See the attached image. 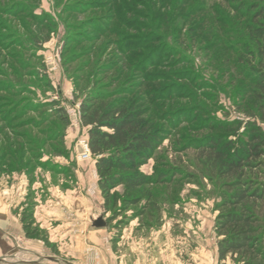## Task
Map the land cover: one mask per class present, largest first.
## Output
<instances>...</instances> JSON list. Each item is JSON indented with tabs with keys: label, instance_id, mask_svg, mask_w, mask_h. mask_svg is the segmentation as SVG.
<instances>
[{
	"label": "rangeland",
	"instance_id": "1",
	"mask_svg": "<svg viewBox=\"0 0 264 264\" xmlns=\"http://www.w3.org/2000/svg\"><path fill=\"white\" fill-rule=\"evenodd\" d=\"M17 2L34 4V0H0V100L9 102L6 106L29 108L31 114L21 113L18 119L33 118L35 131L25 132L44 135L40 142H46L58 124L50 118L54 111L50 103L62 108L65 94L81 102L96 90L112 96L130 91L133 98L151 104L166 134L143 171L174 169L171 180L162 187H146L154 202L146 214L142 213L146 201L123 206L122 215L107 227L105 250L88 252V263L218 264L214 226L219 190L207 177L195 148L202 137L225 133L213 124L245 118L229 89L232 79L238 80V73L230 78L229 67L236 73L242 65L235 57L241 49L238 41L226 33L228 62L211 65L212 50L220 43L207 39V26L200 25L203 10L195 11L197 0H57V4L52 0V9L45 1L50 11L42 10L41 0L36 14L47 15L54 23L41 27L34 23L30 7L24 9ZM115 5L121 9L118 17L110 11ZM8 10L13 17L6 16ZM50 52H59L62 62V72L56 76L47 73L45 59ZM150 62L157 64L147 66ZM160 90L162 95H157ZM57 96L60 101H54ZM69 135L74 149L77 134L70 130ZM12 242L17 252L1 258L0 264H34L36 257L39 264L72 263L57 250L34 254L18 236Z\"/></svg>",
	"mask_w": 264,
	"mask_h": 264
},
{
	"label": "trees",
	"instance_id": "2",
	"mask_svg": "<svg viewBox=\"0 0 264 264\" xmlns=\"http://www.w3.org/2000/svg\"><path fill=\"white\" fill-rule=\"evenodd\" d=\"M17 3L22 8L30 7L29 13L36 19L37 26L53 23L51 17L36 14L41 0H34L33 6ZM196 5L195 11L203 10L200 25L207 26V39L220 43L217 48L214 46V50L220 48L219 51L212 50L215 55L210 58V64L228 62L223 42L226 33H230V39L238 41L241 48L235 57L243 67L240 70L239 66L235 73L234 67L230 66L228 72L230 78L238 73V80L233 78L229 89L234 94L231 98L235 99V108L245 118L213 124L217 125V131L225 133L202 137L195 148L198 161L208 172L207 177L219 190L214 226L218 237V264L228 261L231 264H264V0H197ZM120 10L118 5L110 7L117 17ZM13 15L12 10H8L6 16ZM2 52L0 49V56ZM152 64L157 63L150 62L147 66ZM112 70L114 68H110ZM47 83L50 86L49 80ZM156 94L162 95V91ZM198 97L207 99L206 96ZM8 103L0 100V175L26 173L30 176L41 167L55 175L73 176L69 167L51 160L54 157L69 158L66 131L70 121L64 109L50 103L54 107L50 118L58 124L57 129L52 128L56 132L42 143L40 138L44 135L38 138L25 132L35 131L30 123L33 118L18 119L21 113L31 114L29 108L6 106ZM150 105L133 98L130 91L112 96L111 92L92 90L81 101L82 122L88 128L89 147L96 162L98 185L104 200L103 212L106 217L110 216L106 218L107 227L122 215L123 206L129 203L138 206L146 201L142 212L146 214L145 211L151 208L149 205L154 203L152 194L145 192L146 187L165 186L175 173L174 169L143 171L155 159L166 137L160 126L159 112ZM45 157L50 160L43 161ZM32 215L28 210L24 217L25 229L30 236L37 234L36 228L29 231L33 227Z\"/></svg>",
	"mask_w": 264,
	"mask_h": 264
},
{
	"label": "crops",
	"instance_id": "3",
	"mask_svg": "<svg viewBox=\"0 0 264 264\" xmlns=\"http://www.w3.org/2000/svg\"><path fill=\"white\" fill-rule=\"evenodd\" d=\"M45 1L50 4L49 9L53 8V2L43 0L42 10L50 11ZM69 134L67 129L69 158L51 160L69 167L73 176L55 175L41 167L30 176L26 173L0 175V259L17 252L12 242L14 236L26 242L33 253L39 255L40 250H57L60 256L72 260L71 264H89L88 252L105 250L103 239L108 235L107 227L96 225L100 219L106 220L96 162H76L72 149L74 138ZM47 160L50 158L43 159ZM28 210L33 214V227L37 229L34 236L28 235L25 229L24 217ZM38 260L36 257L34 264H39Z\"/></svg>",
	"mask_w": 264,
	"mask_h": 264
},
{
	"label": "built area",
	"instance_id": "4",
	"mask_svg": "<svg viewBox=\"0 0 264 264\" xmlns=\"http://www.w3.org/2000/svg\"><path fill=\"white\" fill-rule=\"evenodd\" d=\"M45 60L47 73L49 75L56 76L57 74L62 72V62L59 56V52L57 54L50 52L46 56ZM54 85L56 84L54 83ZM64 97L66 102L63 103L62 108L69 118V129L72 133L77 134V137L75 139V148L73 149L75 152L76 162L79 164L92 161L93 157L88 142V128L84 127L82 122L81 102H76L73 97H68L66 94ZM54 101H60L59 97L55 98ZM262 127L264 129V124L262 125Z\"/></svg>",
	"mask_w": 264,
	"mask_h": 264
},
{
	"label": "water",
	"instance_id": "5",
	"mask_svg": "<svg viewBox=\"0 0 264 264\" xmlns=\"http://www.w3.org/2000/svg\"><path fill=\"white\" fill-rule=\"evenodd\" d=\"M97 227L98 228H106L107 227V222L105 219H100L98 222H97Z\"/></svg>",
	"mask_w": 264,
	"mask_h": 264
}]
</instances>
